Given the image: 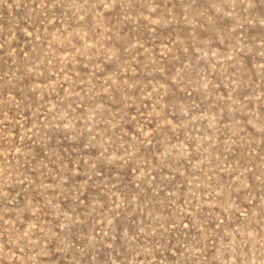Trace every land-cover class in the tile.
<instances>
[{
    "label": "rangeland",
    "instance_id": "rangeland-1",
    "mask_svg": "<svg viewBox=\"0 0 264 264\" xmlns=\"http://www.w3.org/2000/svg\"><path fill=\"white\" fill-rule=\"evenodd\" d=\"M0 264H264V0H0Z\"/></svg>",
    "mask_w": 264,
    "mask_h": 264
}]
</instances>
